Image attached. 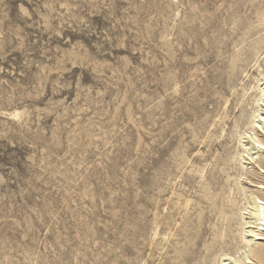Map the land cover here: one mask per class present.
Wrapping results in <instances>:
<instances>
[{"label":"rangeland","instance_id":"rangeland-1","mask_svg":"<svg viewBox=\"0 0 264 264\" xmlns=\"http://www.w3.org/2000/svg\"><path fill=\"white\" fill-rule=\"evenodd\" d=\"M263 54L264 0H0V264H197L173 249Z\"/></svg>","mask_w":264,"mask_h":264},{"label":"bare ground","instance_id":"bare-ground-1","mask_svg":"<svg viewBox=\"0 0 264 264\" xmlns=\"http://www.w3.org/2000/svg\"><path fill=\"white\" fill-rule=\"evenodd\" d=\"M258 72L254 77L257 84L251 86L252 82H247L248 84L241 86L240 92L236 88L238 83L233 87V98L228 107L229 110L233 105L236 106L248 89L257 91L254 98L256 113L253 114L254 118L250 120L248 127L244 128L249 146L245 147V144L241 143L243 136H237L240 138V147L235 151L225 147L221 156L214 159L213 163L219 166L215 171L217 174L221 172V175L209 179L213 187L208 180L202 181L200 199L205 206L192 205L190 209L195 210V215L191 219L187 215L184 216L185 226L180 229V233L186 240L183 245L178 244L173 249L178 253L179 259L197 260V264H211L214 260L215 264H264V88L258 83L264 79V69L258 66ZM248 92L250 93V90ZM217 124L219 127L222 123ZM215 165H212L211 172H214ZM235 166H238L237 171L233 168ZM232 169L237 178H244L247 186L239 185V189L231 187L232 181L229 177L232 175ZM175 200L172 207L178 205L185 210L188 200Z\"/></svg>","mask_w":264,"mask_h":264}]
</instances>
